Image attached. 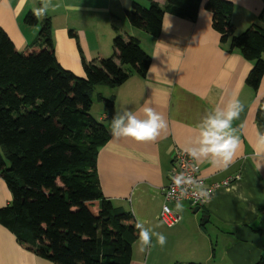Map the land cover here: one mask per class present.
I'll use <instances>...</instances> for the list:
<instances>
[{"label":"crops","instance_id":"0c3cea01","mask_svg":"<svg viewBox=\"0 0 264 264\" xmlns=\"http://www.w3.org/2000/svg\"><path fill=\"white\" fill-rule=\"evenodd\" d=\"M135 1L148 5L150 0H0V27L22 51L48 17L58 63L78 76L85 75L83 59L96 61L112 55L115 35L138 38L151 57L146 76L130 72L118 86H95L90 106L91 115L109 132L96 162L103 196L167 238L161 246L153 235L152 245L144 252L139 251L138 239L134 241L130 264H255L264 259V244L259 248L237 239L234 232L241 225L261 227L263 243L264 221L260 214L264 211V146L257 144L261 127L255 113L264 97V76L257 89L246 84L253 61L245 59L239 49L229 50L228 44L220 42L212 27L211 12L204 7L207 0H201L194 18L165 12L162 30L156 37L128 22L125 10ZM155 1L164 5V0ZM229 1L237 24L241 14L244 21L253 23L250 16L256 17L264 6V0ZM44 6L47 10L37 15L36 24L24 22L27 12L36 14V9ZM124 69L129 70L127 66ZM97 87L98 107L94 111ZM99 95L113 99V104L106 106ZM234 97L242 101L244 108L233 121V134L240 140L233 162L222 169L210 157L193 159L205 184L215 185L209 201L199 208L205 221L187 212L188 202L170 203L180 212L181 220L167 227L159 212L173 148L186 150L192 146L203 117L214 108H223ZM146 103L165 117L167 128L151 141L112 137L110 125L115 113L127 105L140 116ZM10 201L11 194L0 176V207ZM214 236L219 239L216 249L212 245ZM0 264L54 263L19 243L9 229L0 225Z\"/></svg>","mask_w":264,"mask_h":264},{"label":"trees","instance_id":"16d2710c","mask_svg":"<svg viewBox=\"0 0 264 264\" xmlns=\"http://www.w3.org/2000/svg\"><path fill=\"white\" fill-rule=\"evenodd\" d=\"M200 3L135 1L125 16L156 37L165 12L194 18ZM204 7L220 42L253 61L245 82L257 89L264 76V26L251 24L235 34L231 1L207 0ZM24 22L36 24L37 15L27 12ZM112 48L110 56L83 59L85 75L78 76L58 63L48 17L22 51L0 27V176L11 194V201L0 207V225L54 264H130L138 239L132 212L114 206L101 192L96 162L109 132L90 106L95 86H118L130 72L144 78L151 57L133 36L115 35ZM99 98L106 106L113 104V99ZM255 118L264 132V97Z\"/></svg>","mask_w":264,"mask_h":264},{"label":"clouds","instance_id":"9594fccd","mask_svg":"<svg viewBox=\"0 0 264 264\" xmlns=\"http://www.w3.org/2000/svg\"><path fill=\"white\" fill-rule=\"evenodd\" d=\"M47 6L36 9V15L42 16ZM244 105L238 97H234L223 108H214L203 117L198 126V135L192 146L185 151L193 159L212 158L215 165L226 169L232 162L239 147V137L234 135L233 121L238 119ZM142 115L138 116L127 105L115 113L110 132L114 138H131L135 141H151L156 139L161 130L167 128L165 117L147 103L141 109ZM257 144L264 146V132H258ZM177 186L192 183L190 176L181 172L173 177ZM198 197H206L203 190L197 193ZM179 206V205H178ZM139 251L144 252L152 245L155 235L156 243L163 246L166 236L163 233H154L146 228L143 223L137 222Z\"/></svg>","mask_w":264,"mask_h":264},{"label":"built area","instance_id":"2783aa9c","mask_svg":"<svg viewBox=\"0 0 264 264\" xmlns=\"http://www.w3.org/2000/svg\"><path fill=\"white\" fill-rule=\"evenodd\" d=\"M171 168L168 172L167 183L163 190V202L159 216L161 221L167 226L172 227L181 220V214L173 209L170 203L188 202L191 206L205 205L214 189L215 185H206L204 177L199 174L198 165L187 152L179 147H174L170 155ZM190 176L192 183L177 186L173 177L179 173ZM201 190L207 193L206 197H198L197 193Z\"/></svg>","mask_w":264,"mask_h":264},{"label":"rangeland","instance_id":"374dc122","mask_svg":"<svg viewBox=\"0 0 264 264\" xmlns=\"http://www.w3.org/2000/svg\"><path fill=\"white\" fill-rule=\"evenodd\" d=\"M232 2V1H231ZM234 7V6H233ZM238 11H240V8H237V12ZM249 20H253V21H251V22H253V23H249L248 21H244L243 20V16H242V14H241V22L239 23V24H237V23H235L234 21H233V19H232V24H233V28H234V33L235 34H239L240 32H242L243 30H245L248 26H250L251 24H256V25H260V26H264V6H263V8L261 9V11L259 12V14L256 16V17H254V16H250V19ZM248 22V23H247ZM125 37V36H124ZM98 86H100V85H98ZM99 88L97 87V88H95V93H94V95H93V103H94V106H93V110L95 111L96 109H97V103H98V101L96 100V93H97V90H98ZM100 106L102 105L103 106V104H99ZM90 113H91V111H90ZM184 205V204H183ZM189 206L190 205H187L186 206V208H187V212L188 213H190V214H196L197 216H198V219H200L201 221H203V219H204V217H202V210L201 209H199L198 211H196V212H193V209H194V207L195 206H190V208H189ZM200 220H199V222H200ZM212 240H213V243H212V245H213V248H215L216 249V247H215V245L216 244H219V239L218 238H216L215 236L212 238ZM222 244L223 243H221L219 246H218V249L222 246ZM264 244V237H263V243H262V245ZM211 245V246H212ZM262 251H264V248L262 249Z\"/></svg>","mask_w":264,"mask_h":264},{"label":"water","instance_id":"95a60500","mask_svg":"<svg viewBox=\"0 0 264 264\" xmlns=\"http://www.w3.org/2000/svg\"><path fill=\"white\" fill-rule=\"evenodd\" d=\"M200 207L195 206L194 211H197ZM260 219L264 221V211L260 214ZM205 221V219L203 220ZM234 236L242 241H249L252 242L254 245H256L259 248H262V242H261V231H254L249 226L241 225L239 226L235 232Z\"/></svg>","mask_w":264,"mask_h":264}]
</instances>
